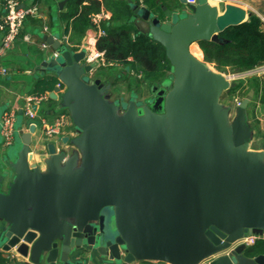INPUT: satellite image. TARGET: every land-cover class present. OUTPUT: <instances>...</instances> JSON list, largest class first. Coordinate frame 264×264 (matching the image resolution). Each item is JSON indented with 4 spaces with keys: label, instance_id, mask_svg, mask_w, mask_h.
Returning a JSON list of instances; mask_svg holds the SVG:
<instances>
[{
    "label": "water",
    "instance_id": "95a60500",
    "mask_svg": "<svg viewBox=\"0 0 264 264\" xmlns=\"http://www.w3.org/2000/svg\"><path fill=\"white\" fill-rule=\"evenodd\" d=\"M181 1L189 11L176 16L163 4L166 19L132 5L138 29L164 47L172 72L141 101L112 100L111 83L95 76L84 50L46 36L59 56L43 65L64 87L50 96L78 134L62 137L72 151L49 142L43 169L31 162L32 124L9 163L6 190L0 171V238L25 264H83L70 259L77 251L120 264H264L244 243L232 249L244 235L264 233V149L250 148L248 121L255 89L231 118L221 98L238 81L190 49L224 41L221 33L251 13L235 3Z\"/></svg>",
    "mask_w": 264,
    "mask_h": 264
},
{
    "label": "trees",
    "instance_id": "16d2710c",
    "mask_svg": "<svg viewBox=\"0 0 264 264\" xmlns=\"http://www.w3.org/2000/svg\"><path fill=\"white\" fill-rule=\"evenodd\" d=\"M170 2L171 0H137V2L133 0H68L64 16L67 17L70 29L76 34L83 35L92 25L91 14L99 13L102 8L108 10L112 15L110 20L103 21L101 24L105 34L98 37L97 48L104 52L109 63L96 68L95 76L111 83L112 87L115 84L113 79L122 77L121 71L116 72V69L121 66L119 70L135 71L137 75H141V78L131 79L137 80L139 85L151 90L152 86L160 84L166 78H172L171 65L164 47L155 42L150 35L141 32L135 25L132 5L133 3L142 4L164 16L161 6L169 5ZM262 25L261 18L252 12L247 21L228 27L221 33L224 41L203 40L199 42L196 49L203 54L205 62L213 64L214 68L222 72L235 73L254 69L255 66L264 63ZM108 68L113 69L114 72ZM58 82L57 77L40 80L36 83L35 95L46 94ZM251 89H255L253 99L257 97L264 102V82L258 78L248 82L239 81L234 88L228 90V94L230 98L243 99ZM131 96L130 99L138 98L136 94ZM260 253L264 254V238L258 239L246 251L249 256ZM142 264H154V262L146 260L142 261Z\"/></svg>",
    "mask_w": 264,
    "mask_h": 264
},
{
    "label": "crops",
    "instance_id": "0c3cea01",
    "mask_svg": "<svg viewBox=\"0 0 264 264\" xmlns=\"http://www.w3.org/2000/svg\"><path fill=\"white\" fill-rule=\"evenodd\" d=\"M63 1H65V3L63 6H60V3ZM67 1L68 0H20L25 6L38 5L39 15L37 17L30 16L26 20L20 34L18 35L19 37L16 39L12 48L8 50L6 56L1 62V65L5 66L8 69V72L7 75H0V127L1 119L5 111L13 110L17 115V136L11 146H4L3 137L0 131V171L2 175H4L5 190L7 189L6 185L11 182L14 177V171L9 168V163L16 159L20 150L22 145V132H29V127L32 124L35 125V132L30 146L32 153L31 162L40 163L41 167L46 169L43 160L49 156L47 145L52 141L59 149L68 148L70 151L74 149L73 147L66 146L62 143L63 136H75L77 135L78 130L72 123L69 111L60 106L61 100L59 98L54 99L50 96L38 107H35L37 108L39 115L37 120L28 117L25 111L28 96L36 94V83L46 78L55 77L48 71L45 65H43L46 61H50L54 58L53 52L56 51L47 41V35H54L56 39L62 44L66 43L74 52L84 50L85 53H89L90 51L95 50V48L98 49L97 43L93 44L98 37V32L92 27V25L88 27L83 35L76 34L68 26L67 17L64 16L67 11ZM262 1L263 3H261V0H236L235 4L245 8L248 12H255L261 18L263 22L262 28L264 29V0ZM133 2H137V0H133ZM167 7L172 12L176 13V16L181 13L186 14L189 11L188 5L181 0H171ZM101 11H104L107 15L102 22L110 20L112 14H110L105 8H102ZM4 14V0H0V25L3 23ZM163 18L166 19L165 15ZM135 25L137 26L136 23ZM46 26L48 28H45ZM3 37V31L0 28V44ZM45 42L49 45L46 48L43 47ZM53 89L47 92H50L51 94ZM141 98L143 99V96H141ZM256 105L259 108L261 105H264V102L259 100ZM43 117L49 120L62 117L65 120V124L62 128L63 135L52 139H46L39 126V121ZM5 227V222L0 220V232ZM10 257H13L16 264H25V261H27V259L18 254L16 250H4L0 238V263L7 261ZM70 259L74 262L83 260V264H91L93 261H103V258L96 253H93L92 256L85 253V255L82 256L79 251L73 252ZM42 264L47 263L44 262ZM58 264L62 263L59 262Z\"/></svg>",
    "mask_w": 264,
    "mask_h": 264
},
{
    "label": "built area",
    "instance_id": "2783aa9c",
    "mask_svg": "<svg viewBox=\"0 0 264 264\" xmlns=\"http://www.w3.org/2000/svg\"><path fill=\"white\" fill-rule=\"evenodd\" d=\"M212 5H217L220 8H223L227 3H235L236 0H207ZM188 4L195 5L198 0H187ZM23 4L20 0H4V20L3 23L0 25V28L3 31V39L0 44V75H7L8 69L1 65L2 59L6 56V53L12 46L14 45L16 39L19 37L18 35L21 32L23 25L25 24L26 20L32 16L37 17L39 15V7L38 5H31V6H22ZM223 6V7H222ZM106 14L104 11L100 13L91 14V24L94 29L97 30L98 37L105 34V30L101 28L102 20L106 18ZM45 28H48L47 26ZM98 37L96 41L93 43H97ZM49 45L45 42L43 47L46 48ZM54 57H58L59 54L57 51L53 52ZM85 61L88 64L95 63L94 68L92 71L96 70V68L102 67L109 63L106 58L105 54L102 51H99L95 48V50L90 51L89 53L86 52ZM254 68H259L260 70L264 71V63ZM231 76L227 78L230 79ZM57 86L60 87V90L64 92V87L60 82L57 83ZM50 97V92L41 95H30L27 98L25 111L26 115L33 120H37L39 118L37 108L43 101H46ZM16 121L17 115L16 112L13 110L5 111L4 115L1 119V127L0 131L3 137L4 146L9 147L11 146L15 139H16ZM65 124V120L62 117H57L54 120H49L46 118H41L39 121L40 129L44 134L46 139H52L63 135V126ZM264 238V233L262 234H246L241 238L238 242L233 244L232 249L239 246L240 244L244 243L246 246L254 245L258 239ZM154 264H171L169 262H160V261H153ZM0 264H16L13 260V257H10L7 261L2 262Z\"/></svg>",
    "mask_w": 264,
    "mask_h": 264
},
{
    "label": "rangeland",
    "instance_id": "374dc122",
    "mask_svg": "<svg viewBox=\"0 0 264 264\" xmlns=\"http://www.w3.org/2000/svg\"><path fill=\"white\" fill-rule=\"evenodd\" d=\"M261 3H263L262 0H261ZM250 13H251V11H250ZM196 44H193L191 46L192 50L196 55L200 56L199 57L200 59L204 60L203 54H201V52L196 49V47H195ZM208 64L214 70H218L217 68H214L213 64H211V63H208ZM106 65H108V63H106ZM106 65H104V66H106ZM120 68H122V67L120 66ZM108 69H111V68H108ZM119 69L117 68L116 69L117 71L116 70L115 71L116 72L121 71L122 77L117 78V79L115 77L113 79L115 84L112 85V87L110 88V90H111L110 91V98L112 100H118V98H121L120 100L124 99V100L128 101L132 97L131 96L132 94H136V97H138L137 99L141 101V98H140L141 96H143V98H145V96L151 95L150 89H148L147 87H145L143 85L142 86L139 85L137 83V80H134V81L132 80L133 78H135V79L141 78V75H137L135 71L129 72L128 70L124 71V70H119ZM111 71L114 72L113 69H111ZM218 71H220V70H218ZM223 73L226 77L231 76L229 79L231 82H235V81L248 82V81L254 80L255 78H258L262 82H264V71L260 70L259 68H254L251 70L235 72V73L228 72V71L223 72ZM115 75H118V74L115 73ZM91 78H94V77H91ZM241 100L242 99L240 97H236L234 99L230 98L228 91L224 92V94L222 95V98H221L222 103L224 105H228L232 108L231 118H233L235 116L236 108L238 106L237 104ZM258 102H259V98L256 97L255 99H253V101L250 104L251 106L248 108V121L252 125L253 130H254L253 138L250 141V143H251L250 148L253 150L264 149V105L263 106L261 105V107L258 108V106L256 105ZM77 134H78V132H77ZM16 136H17V134H16ZM228 252H229V250L221 251V253H228ZM102 260H103L102 262H98V263L99 264H120V263H117L115 261L107 260L105 258H103ZM132 264H142V261H136Z\"/></svg>",
    "mask_w": 264,
    "mask_h": 264
},
{
    "label": "bare ground",
    "instance_id": "6f19581e",
    "mask_svg": "<svg viewBox=\"0 0 264 264\" xmlns=\"http://www.w3.org/2000/svg\"><path fill=\"white\" fill-rule=\"evenodd\" d=\"M195 47H197V44H196V46ZM191 50H192V47H191ZM192 53L197 57L198 55H196L194 52H193V50H192ZM198 57H200V56H198Z\"/></svg>",
    "mask_w": 264,
    "mask_h": 264
}]
</instances>
